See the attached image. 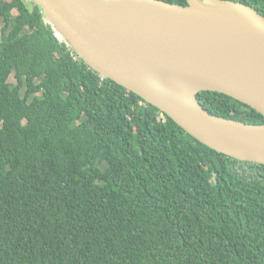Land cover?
<instances>
[{
	"label": "trees",
	"instance_id": "trees-1",
	"mask_svg": "<svg viewBox=\"0 0 264 264\" xmlns=\"http://www.w3.org/2000/svg\"><path fill=\"white\" fill-rule=\"evenodd\" d=\"M222 1L264 16V0ZM196 99L264 125L224 94ZM0 264H264V165L99 76L31 0H0Z\"/></svg>",
	"mask_w": 264,
	"mask_h": 264
},
{
	"label": "water",
	"instance_id": "water-1",
	"mask_svg": "<svg viewBox=\"0 0 264 264\" xmlns=\"http://www.w3.org/2000/svg\"><path fill=\"white\" fill-rule=\"evenodd\" d=\"M102 78L230 158L264 165V125L216 117L196 94H224L264 117V16L222 0H31Z\"/></svg>",
	"mask_w": 264,
	"mask_h": 264
},
{
	"label": "rangeland",
	"instance_id": "rangeland-1",
	"mask_svg": "<svg viewBox=\"0 0 264 264\" xmlns=\"http://www.w3.org/2000/svg\"><path fill=\"white\" fill-rule=\"evenodd\" d=\"M5 1H10V0H5ZM14 14H15V12H14ZM14 76H13V74H11L10 75V77H9V82H11L12 84L14 83ZM22 92L24 93V89L22 90Z\"/></svg>",
	"mask_w": 264,
	"mask_h": 264
}]
</instances>
